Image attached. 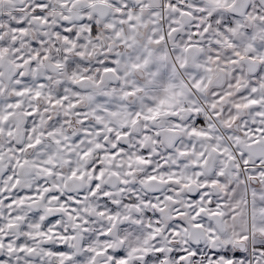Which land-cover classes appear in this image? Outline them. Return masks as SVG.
I'll return each instance as SVG.
<instances>
[{
  "label": "snow or ice",
  "instance_id": "snow-or-ice-1",
  "mask_svg": "<svg viewBox=\"0 0 264 264\" xmlns=\"http://www.w3.org/2000/svg\"><path fill=\"white\" fill-rule=\"evenodd\" d=\"M5 2H18L21 7L7 22L0 10V264H97L98 258H103L100 264H264V238L254 240L251 246L245 243L244 247L216 243L217 229L223 232L227 224L214 218L224 217L223 209L229 204L216 200L210 193L214 188L235 190L246 203L247 192L241 185L247 181L251 188L253 219L259 215L264 221V189L252 183L264 182V168L248 169L250 156L257 157L258 165L264 161V143H261L264 127L256 126L255 120L249 124L239 115L251 110L264 123V111L260 109L264 96H256L258 89H264V55H258L264 53V43L253 46L249 42L254 36L250 30L244 36L232 39L240 27V16L217 13L207 22L203 16L197 17L199 23H194L192 31L181 37L177 35L179 17L194 15L190 10L194 6L187 0H56L58 8L50 0H0V5ZM244 2L248 11L256 7L257 16L264 19V0ZM168 10L172 15L165 19L163 13ZM141 30H144L143 35ZM102 39H107L108 43L103 45V53L97 62L90 66L84 57L100 47ZM221 44L237 49L228 52L224 58L225 70L228 64L237 66L247 60L248 71L254 74V79L252 76L246 79L248 87L240 90L244 73L239 67L232 70L233 83L228 87L240 90L237 94L243 102L233 103L231 112L227 108L217 110V106L223 105L233 93H220L213 88L214 99L209 102L212 117H209L207 110L200 106L206 97L188 98L192 113L188 120L190 128H181L177 123L166 132L174 133L176 128H181L189 137L209 142L202 143L199 151L191 141L177 147L179 142L173 143L172 136L153 129L158 142L170 145L166 155L173 164L177 157L191 158L187 162L180 159V165L190 166L192 175L181 172L177 177L180 167L168 174V166L162 163L158 166L159 176L147 177L148 183L158 180L170 185L181 184L185 179L187 183L183 187L199 186L200 191L191 197V202L184 204L191 213L188 221L183 219L188 213L180 208L172 209L175 216H165L169 211L167 203H179L171 191L163 195L152 191L150 196L130 197L131 206L124 200L123 212L121 201L109 200L110 193L104 192L98 211L83 209L104 218L102 225L90 229L91 216L82 218L79 215L82 211L79 205L87 197H75L71 192L66 197L61 185L67 188V181H82L87 175L91 179L90 195L95 197L107 171L104 162L111 166L118 158H123L130 147L123 141L134 134L132 130L141 121L147 125L162 115H178L172 109L184 93L177 90L176 75L184 69L192 72L185 54L194 48L203 51L207 47L208 59L218 63ZM165 48L174 49L171 51L174 62H169ZM9 56L11 60L5 66L4 60ZM52 69L65 70L72 75L76 85L90 80L99 86L105 78L114 83L109 85L111 91H105L94 100L88 97L92 110L86 111L81 106V90L71 88L76 96L69 100V87L52 74ZM80 69L89 74L80 75ZM202 85L205 81L197 72L192 88L198 93L206 91ZM25 97L27 100L23 99ZM41 100L46 105L43 109L33 103ZM58 108L66 110L64 117L53 116L49 111ZM225 113L228 115L223 120V128L231 129L239 121L242 132L217 133L208 123L211 118L220 120ZM73 114L80 125L79 133L74 137L65 132V127L71 126L69 117ZM41 125L45 130H38ZM146 125L143 138H136L140 153L128 156L130 171L124 173L125 176L134 175L133 164L145 166L150 172L157 171L152 168L153 153L145 147L152 134ZM245 138L247 151L238 149L234 153L233 146H239ZM154 152L159 159V150L154 149ZM61 168H67L69 174L65 176L58 171ZM110 175L119 177L120 174L112 170ZM49 177L53 181L51 185L46 183ZM119 182L129 184L127 179ZM22 183L26 190L18 192ZM229 184L231 188H228ZM128 190L134 192L135 185ZM232 210H237L234 204ZM65 216L75 219V228L81 231L77 247L67 243L69 238L76 239L77 233L59 228ZM165 220L168 221L166 224ZM17 221L24 223L20 225ZM205 225L210 234L208 239H203L199 232ZM5 229H18V232L13 236ZM142 229L147 232L144 244L151 240V247H125L129 239L144 235ZM113 231L117 233V239H113ZM259 232L264 237V223ZM182 234V240L174 239ZM50 235L60 242L45 243L38 252L33 242L41 237L50 239ZM246 241L248 237L243 236L239 242Z\"/></svg>",
  "mask_w": 264,
  "mask_h": 264
},
{
  "label": "clouds",
  "instance_id": "clouds-1",
  "mask_svg": "<svg viewBox=\"0 0 264 264\" xmlns=\"http://www.w3.org/2000/svg\"><path fill=\"white\" fill-rule=\"evenodd\" d=\"M50 2L53 4L54 7L58 8V5L56 4V0H50ZM188 4L193 5L190 10L194 13L193 16H183L179 17L180 20V26L179 31L177 35L183 37L187 33H190L192 31V25L194 23H199V20L197 17L203 16L204 21L207 22L212 15H216L217 13H231L235 15L240 16V27L237 29V35L233 36L232 39H238L241 36H244L247 31H252L254 36L249 41L253 46L264 43V28H261V25H264V19H261L257 16V8L253 7L251 11H248V5L244 2V0H187ZM251 2V0H249ZM21 7V5L18 2L15 3H8L5 2L2 5H0V10H2L3 13V19L5 22L10 20L12 17L17 15V10ZM63 11V10H61ZM172 15L170 10L165 11L163 13L164 18L166 19L168 16ZM212 31H215V29H212ZM141 34H144V30H141ZM173 40H175V36L173 37ZM108 43L107 39H102L100 41V47H97L95 49L91 50V53L89 55H86L84 57L85 62L89 63L91 66L92 64H95L97 62L98 57L103 53V45ZM179 44V42H176ZM247 46V42L244 44V47ZM63 47V45H61ZM174 49L171 48H165L164 54L169 56V62L172 63L175 61V57L171 56V51ZM236 48L229 49L227 44H221L220 46V52L219 55L221 57L220 62L218 63H212L208 59V48L205 47L203 51L199 49H193L191 53L185 54L188 59V67L192 69L191 73H188L186 69L179 70L177 72L176 78L178 81L177 90L182 91L184 95L180 96L178 98L179 102L175 104V107L172 109V111H175L178 113L176 117L171 116H161L158 120L155 122H148L146 125V122L141 121L135 129H133V135L129 137L128 140L123 141L124 143H127L130 145V147L125 151L123 158H118L115 162L112 163L111 166L108 165V162L105 161V167L107 169L105 178L103 181H101V187L100 191L97 193L95 197L90 195V186H91V179L85 175L84 180H76V181H67L68 187L65 188L64 185H61L62 188V194H64L66 197L69 192L72 193L75 197H81L86 196L87 199L84 200L80 205V209L82 210L79 215L83 218L85 216H91V223L89 224V228H94L99 225H102L104 223V218L99 217L96 215L93 211L85 212L83 209L86 207L91 210L92 208H95L97 211L102 206L100 203L101 197L103 196L104 192L110 193L108 199H117L121 201V211L123 212L125 209L122 207L123 201L128 200L129 206H131V198H134L136 195H139L140 197L144 196H150V193L152 191H158L162 195L168 194L170 191L175 197L179 203L177 205H173L171 203H167V207L169 211L165 213V216H175L176 213L172 211V209L180 208L182 211L188 213V216L183 217L186 221H188L190 217V212L187 208H184V204L191 202V197H193L198 191H200L199 186L197 184H193L188 188L183 187L184 183H187V180L182 179L181 184H167V183H160L158 180L154 181L152 183L147 182V177L150 175H160V169L159 165L162 163L168 166V174H171L173 170L176 167H180V171L176 172L177 177H180L181 172H183L185 175H192V169L191 167H183L180 165V159H183L185 162L189 161L190 157H184V158H176V164H173L171 160L167 158V153L169 151L170 145L166 142H158L157 137L155 133L153 132V129L159 130L162 132V135L167 134L169 136L173 137V143L179 142L177 144V147L181 145H187L189 141H191L193 144L196 145V151L200 150V145L202 143L207 144L209 142L207 141H199L194 137H189L186 130H181V128H190V125L188 124L189 117L192 115L191 113V105L188 102V98H197L198 96H204L206 97V101H202L200 106L205 108L207 110L206 115L209 117H212V111L210 109V101L214 99V97L211 95L212 89H216L217 92L224 93V92H232L233 96L226 100L223 105H218L217 110L220 108H227L228 112L232 111L231 105L233 103L243 101L238 97V91L243 90L248 87V84L246 83V79L249 76H252L254 79V74L250 73L248 71L249 63L247 60L242 62L240 65L233 66L231 64L227 65V70H225L224 65V58L226 57L227 53L230 51H235ZM247 56V53H244ZM258 55H264V53H258ZM203 57V59H201ZM11 60V57H6L4 60L5 66H8L9 61ZM199 64L201 67H196V65ZM47 62L45 67H47ZM253 67L257 65H252ZM234 67H239L241 71L244 73V79L240 80L241 83V89L238 90L235 87L229 88L228 85L230 83H233V77H232V70ZM207 69H211V71H208ZM27 71V70H26ZM52 74L56 76V78L65 84L66 87H69L68 96L69 100H71L73 97L76 96L75 93L71 91V88L78 87L81 90V99H82V107L85 108L86 111L92 110V103L89 101L88 97H92V100L95 99V97L102 95L105 91H111V88L109 87L110 84L114 83V80H110L108 78H105V82L99 86H97L93 81H85L82 84L76 85L72 82V75L65 72V70L60 69H52ZM199 72L202 74V78L205 81V85H202L203 87H206V91H200L199 93L197 90L192 88V84L195 81L196 73ZM80 75L87 76L89 73L83 69L79 70ZM93 76H95V73H92ZM210 80V83H209ZM53 86H56L55 81L52 82ZM180 85H183V87H180ZM256 96H264V89H258ZM24 100H27V97L23 98ZM38 103L41 108L45 107L44 100H41L39 102H33ZM183 109V110H181ZM260 109L264 111V103L260 105ZM53 116L59 114L62 117L65 115V109H55V110H49ZM41 115H43V112H41ZM228 113H225L224 116L220 118V120H216L215 118L209 119L208 123L212 124L215 128V131L217 133H223L224 131L229 132H242V128H240V122L237 121L235 125L231 127V129H224L223 128V120L225 116H227ZM242 119L246 118L249 124H251L252 120L256 121V126L258 127H264V123L261 122V118L257 117L255 115L254 111H243L239 113ZM71 120V126L65 127L66 133H71V136L74 137L76 134L79 133L80 125L76 123V120L78 117H76L74 114L69 117ZM179 124L181 128H176L174 133L166 132L168 129H172L176 127V124ZM145 125L147 126V130L151 134V137L148 141L145 142V147L149 149L153 153V162H152V168L156 169L155 172H150L147 167L145 166H137L133 164L134 175L132 176H125L124 173L130 171V169L127 167L128 164V156L132 155L133 153L139 154L140 149L136 146V138L139 136L141 139L143 138L145 134ZM38 130H45L44 126L41 125ZM107 134V133H106ZM15 138V137H14ZM154 141H157L156 143H153ZM231 143V142H229ZM248 143L247 139L245 138L242 143L239 146H233L232 151L236 153L239 150L247 151V148L245 145ZM261 143H264V139L261 140ZM154 149H158L160 155V158L157 159L155 156ZM188 151H191L192 149H186ZM257 157L250 156L249 157V165L248 169L249 171L255 170L256 168H264V161L261 162V164L256 163ZM239 161V156L237 155V161ZM91 161H89L90 163ZM235 163V162H234ZM117 164L121 165L120 167H115ZM112 170L117 171L120 175L119 177L111 176L110 172ZM58 171L64 173L65 176H67L68 170L67 168H61L58 169ZM247 175V173H245ZM195 179V177H192ZM207 178V175L205 176ZM120 179H127L129 181L128 185H121ZM164 179H167V175L164 176ZM52 178H46V183L51 185L52 184ZM59 183V181H57ZM252 183H256L258 187L261 189H264V182L261 181H253ZM135 185V190L129 191L128 189H131L132 186ZM242 188L247 192L246 196V203L244 202V197H241L236 194L235 190L228 191L227 188L225 190H220L218 188L210 189V193L213 197H215L216 200L225 201L229 204L228 207L224 208L223 211L225 212L224 217L214 218L215 219H222L226 222L227 228L225 231L220 232L219 229H217L215 240L217 244L225 245V244H233L235 246L244 247V244L247 243L249 246H251L252 242L258 241L264 237H261L259 228L264 221L261 220L260 216L257 215L255 220L253 219L252 214V198H251V188L247 181L242 183ZM228 188H231V184L228 185ZM121 189H124L123 191ZM26 190L23 183L18 186L17 191ZM235 205L236 211L233 212L232 205ZM133 212H135V209H132ZM144 211L142 208L141 214ZM21 214L27 215V212H22ZM168 221L165 220V224ZM17 224L23 225V221H17ZM42 224V222H40ZM75 219H68L67 216H65L60 225L59 228L64 229H70L72 231H75L77 233L76 239L69 238L67 240V243L73 245V247H77L80 244V235L81 231L79 228H75ZM83 227V225H81ZM255 229V230H254ZM31 231H39V229H31ZM5 232H7L9 235L15 236L18 232V229H13L9 231L8 229H5ZM142 232H144L143 236H140L136 239H129L125 247L130 246H140V247H151L152 241L148 240L147 244H144V239L147 237V232L145 229H142ZM200 236L203 239L209 238V233L207 231V225H205L204 229L199 230ZM60 233H57L59 235ZM65 236H68V233H63ZM19 235H23V233H19ZM243 236L248 237V241L246 242H239L241 241V238ZM183 234L179 238H174L179 240H182ZM113 239H117V233L113 231ZM60 241L57 239L56 236H51L50 239L46 237H41L38 241H34L33 244L37 248V251L43 247L45 243H52L56 244ZM239 242V243H238ZM103 246V245H98ZM103 258H98L97 264H100V260Z\"/></svg>",
  "mask_w": 264,
  "mask_h": 264
}]
</instances>
